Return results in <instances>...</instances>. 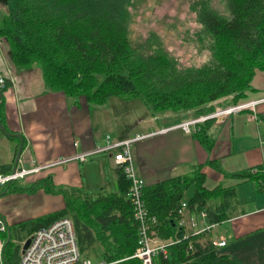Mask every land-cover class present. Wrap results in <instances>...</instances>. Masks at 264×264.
I'll use <instances>...</instances> for the list:
<instances>
[{
	"label": "trees",
	"instance_id": "1",
	"mask_svg": "<svg viewBox=\"0 0 264 264\" xmlns=\"http://www.w3.org/2000/svg\"><path fill=\"white\" fill-rule=\"evenodd\" d=\"M139 1L13 0L0 21V37L8 41L10 58L18 68L39 65L48 90L63 91L76 100L84 96L89 104H104L111 96L140 98L153 116L169 111L180 115L181 110L196 116L246 97L254 75L264 70V0H221L224 9L213 0H194L191 8L199 28L194 34L197 55L190 64H183L160 41L134 40L133 6ZM9 84L7 80L6 87L0 88L3 94ZM0 118L6 125L4 95ZM192 133L208 148L212 146L204 126ZM11 167L0 165L2 172ZM115 167L116 189L97 196L81 187L56 185L50 176L32 185L14 180L8 191L43 187L62 194L65 206L10 226L4 264H14L7 254L13 227H28L32 233L63 216L73 218L84 256L94 254L111 260L132 255L138 241V221L128 194L130 180L121 167ZM259 171L233 174L259 179ZM205 180L199 165L191 173L145 182L144 199L149 213L158 217L160 234L180 236L166 255L156 257V264H240L219 253L212 241L201 242L200 235L183 237L184 230L177 227L183 199L191 208L207 209L213 221L231 216L235 187L208 188ZM1 235L6 241L8 229ZM124 263L142 264L137 257Z\"/></svg>",
	"mask_w": 264,
	"mask_h": 264
},
{
	"label": "crops",
	"instance_id": "2",
	"mask_svg": "<svg viewBox=\"0 0 264 264\" xmlns=\"http://www.w3.org/2000/svg\"><path fill=\"white\" fill-rule=\"evenodd\" d=\"M9 48L8 41L0 37V74L8 76L10 82L3 94L5 126L7 130L23 135L21 154L28 166L104 145L109 131H115L114 137L110 136L116 140L157 131V134L135 142L152 140L153 143V139H158L152 146V152L137 155L133 152L140 177L150 183L188 171L191 173L201 165L206 175V187L208 177L212 179L208 188L217 185L235 187L237 194L232 199L231 216L222 222L216 221L212 232L199 236V240L207 242L224 237L227 243L218 246L219 253L229 255L240 264H264V70L256 72L252 86L243 98L260 100L255 110L239 111L219 120L208 119L201 124L208 138L213 140L212 146L208 148L192 132L179 128L165 130L184 119L195 117L192 112L153 116L156 128L144 131L140 127L137 131L142 132L132 136L109 128L111 121L115 123L116 117L123 113L122 106H127L126 103L112 101L111 96L104 104L95 105L89 104L84 96L76 100L63 91L48 90L41 67L35 64L28 69L18 68L10 58ZM114 104L115 108H111ZM225 105L222 103L218 107ZM152 121L148 125H152ZM19 142L18 137L9 136L0 129V165L13 166ZM97 155L103 157L96 159V168L93 170L89 158ZM105 159L110 166L113 153L98 152L84 161L71 159L45 167L18 179L17 183L32 185L50 176L56 185L83 188L89 176L98 173L99 166L102 173L105 172ZM180 167H189V170L181 171ZM116 168H113V185L107 192L116 189ZM254 168L260 170L261 178H239L233 174L251 172ZM175 170L180 172L173 173ZM238 191L248 193L244 192L241 198ZM64 206L62 194L48 192L43 187L34 191H6L0 195V216L9 226L54 213ZM196 208V205L192 208L194 212ZM102 250L100 246L99 252ZM92 256L97 259L94 254Z\"/></svg>",
	"mask_w": 264,
	"mask_h": 264
},
{
	"label": "built area",
	"instance_id": "3",
	"mask_svg": "<svg viewBox=\"0 0 264 264\" xmlns=\"http://www.w3.org/2000/svg\"><path fill=\"white\" fill-rule=\"evenodd\" d=\"M8 76L0 74V88L6 87ZM257 99H240L237 102L218 107L208 113L197 117L187 118L179 123L166 127L165 130L179 128L186 132H193L201 127L208 119H223L233 113L247 109L255 110ZM151 134H135L121 140L113 139L110 135L106 137V143L90 150L78 152L72 156L50 159L44 163L28 166L20 155L16 169L9 172H0V189L4 188L10 181L24 178L26 175L38 172L45 167L63 163L71 159L86 160L90 155L98 152H112L114 164L123 169L126 177L130 180L129 198L133 207L134 218L138 221V241L134 253L128 257L119 258L116 261L104 257L94 262L91 257L84 256L79 245L75 223L72 217L63 216L52 223L35 229L29 236L30 241L26 247L23 246L17 264H123L122 261L137 257L142 264H156V257L160 254L166 255L171 244L177 243L180 236H162L160 234V223L152 213H149L144 199L145 181L137 172L132 144L146 138ZM254 168L251 172H256ZM179 217L176 224L179 229L184 230L183 237L190 235H208L212 232L217 222L210 219L209 211L202 209L194 212L187 200H183L179 207ZM8 229L7 221L0 216V234ZM26 242V241H25ZM24 242V243H25ZM216 246L227 243L224 237L212 240ZM5 238L0 236V264H4L3 249Z\"/></svg>",
	"mask_w": 264,
	"mask_h": 264
},
{
	"label": "rangeland",
	"instance_id": "4",
	"mask_svg": "<svg viewBox=\"0 0 264 264\" xmlns=\"http://www.w3.org/2000/svg\"><path fill=\"white\" fill-rule=\"evenodd\" d=\"M193 1L194 0H140L133 6L134 19L131 23V32L134 40L136 42L149 39L160 41L163 47L168 49L174 56H177L183 64L192 63L191 59L197 55L194 34L199 28V24L197 23L195 17L196 14L191 8ZM213 3L220 9H224V5L221 0H213ZM11 6H13V0H7V2L0 0V21L2 20L5 12H7ZM111 99L112 101H119V103H126L127 106H122L123 113L116 117L115 123L111 121L109 128H116L117 130L124 131L128 133L129 136H132L135 133L142 132L137 131L140 130V127H143L144 131L149 130L151 127H157V124H155L156 120L142 99L131 98L126 100L120 96H113ZM114 106H116V104H114L111 108H115ZM119 106L120 104L118 107ZM180 112L181 115L184 113L183 110ZM167 113H175L179 115L178 111H169ZM158 115L161 117L162 113ZM151 120H153V124L148 125ZM158 120H160V118ZM114 134L115 131H109V135L114 137ZM151 141L152 140H145L135 143L132 146L134 155L141 154V152H152V146L154 143L158 142V139H153V143ZM163 145L165 146V143H163ZM98 157L102 158L103 155L91 156L89 158V163L91 169L93 170L96 168V159H98ZM105 163L107 164L106 159ZM114 167L115 164L113 160H111L110 166L107 164L104 173H102L99 166L98 173L94 176L90 175L88 181H85L83 188L93 196L107 192V189L113 185ZM188 168L189 167H185V169H183V167H180V170L184 171ZM180 170H175L173 173L180 172ZM13 181H10L4 188H1V190H4L9 184L10 187ZM210 182H212V179L211 177H208L206 181V185L208 187L211 185ZM244 192L245 191H238L241 198L245 193H248ZM251 192L252 191H250V194H252ZM30 234L31 231L28 227L19 229L14 227L12 228V241L7 249V254L9 259L14 264H17L20 253L25 244L24 242ZM0 236L3 235L0 234ZM89 257H91L93 261H97L99 259H95L92 255H89Z\"/></svg>",
	"mask_w": 264,
	"mask_h": 264
},
{
	"label": "water",
	"instance_id": "5",
	"mask_svg": "<svg viewBox=\"0 0 264 264\" xmlns=\"http://www.w3.org/2000/svg\"><path fill=\"white\" fill-rule=\"evenodd\" d=\"M4 2H7V0H3ZM3 96V90L0 89V99L2 98ZM0 129L7 135L9 136H14V137H18L20 139V142H19V146H18V149H17V152H16V155H15V158H14V163H13V166H12V171H14L16 169V166H17V162H18V159L22 153V150H23V147H24V137L21 133L19 132H14V131H9L6 129V126L4 125V123L2 122L1 118H0ZM10 185V184H9ZM9 185L2 191H0V195H3L7 190H8V187ZM11 239V232H10V226H8V236H7V240L6 242H9ZM30 241V238H27L26 239V242L24 244V247H26L28 245Z\"/></svg>",
	"mask_w": 264,
	"mask_h": 264
},
{
	"label": "bare ground",
	"instance_id": "6",
	"mask_svg": "<svg viewBox=\"0 0 264 264\" xmlns=\"http://www.w3.org/2000/svg\"><path fill=\"white\" fill-rule=\"evenodd\" d=\"M184 200V199H183ZM182 200V201H183ZM188 202V201H187ZM182 203V202H181ZM181 206V205H180ZM197 209V208H196ZM200 210H202V209H197V211H200ZM153 216L155 217V219L158 221V217L155 215V214H153ZM159 222V221H158ZM78 236V235H77ZM78 245H79V240H78ZM79 247H80V245H79ZM119 259V258H118ZM118 259H111L112 261H116V260H118ZM93 260V259H92ZM98 261V260H97ZM94 262H96V261H94ZM142 262V261H141ZM122 263L123 264H125L124 263V260L122 261Z\"/></svg>",
	"mask_w": 264,
	"mask_h": 264
},
{
	"label": "clouds",
	"instance_id": "7",
	"mask_svg": "<svg viewBox=\"0 0 264 264\" xmlns=\"http://www.w3.org/2000/svg\"><path fill=\"white\" fill-rule=\"evenodd\" d=\"M9 226V225H8Z\"/></svg>",
	"mask_w": 264,
	"mask_h": 264
}]
</instances>
